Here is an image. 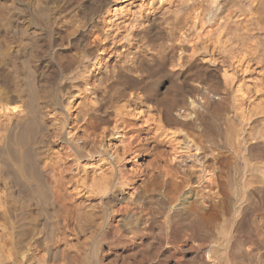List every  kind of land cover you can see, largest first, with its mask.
<instances>
[{
    "label": "bare ground",
    "instance_id": "obj_1",
    "mask_svg": "<svg viewBox=\"0 0 264 264\" xmlns=\"http://www.w3.org/2000/svg\"><path fill=\"white\" fill-rule=\"evenodd\" d=\"M104 6H107L106 13L96 16L94 24L87 29L89 43L99 52L95 59L91 58L94 61L90 66L95 70L83 65L69 74V66L60 63L62 48L56 38L61 4L56 0H0V213H3L2 218L11 215L9 213L16 214L22 221L12 264H113L111 259L106 262L107 254L115 264H264V0H105ZM154 30L157 37L150 36L144 43L132 47L130 40ZM25 54L29 58H25ZM102 54L106 55L100 56ZM23 57L30 59L34 68H42L43 64L45 67L40 79L43 89L39 98L36 97L37 121L42 122L44 128L31 139L26 131L29 127L25 126L34 108L27 102L30 96L27 99L24 81L28 77L23 79ZM194 65L211 71L215 85L194 77V94H183L175 99L174 93L165 91L162 96L171 97L163 104L158 97L161 96L158 78L175 76V80L179 79L180 74ZM108 67L116 79L127 80L119 93L124 97L120 99L123 106L129 108L131 101L139 100L149 111L155 109L158 123L174 135L182 129H171L170 117L181 125L201 124L205 111L224 106L219 115L226 131L224 148L229 153L223 155L214 150L211 155L217 164L218 161L223 163L224 157L229 160L224 164L231 167V171H227L225 195L214 188L213 170H219V166L212 170L200 168L196 178L182 177L183 174L174 178L168 170H163L152 181L150 178V182L141 183L140 189L126 179V172L115 174V162L82 160L86 150L92 151L78 143L79 140L85 142L83 139L89 136L86 124L85 127H68L57 103L62 85L51 86L56 84L58 68L63 77L75 74V78H82L87 91L86 106L89 105L84 116H93L99 113L95 103L101 96L99 88ZM187 87L188 84L185 90ZM71 103L69 100L63 107L69 114ZM189 141L194 143L193 139ZM194 145L198 148L197 143ZM28 147L35 152V161L48 175L45 189L33 184L32 170L26 163ZM63 151L75 161L72 165L76 174L70 176H75L77 187H84L90 201L106 200V225L93 230L97 233L94 250L99 253L104 244L106 251L93 261L86 237L87 242L81 247L69 242L70 234L77 235L76 224L71 227L69 206L74 210L77 206L66 198H70L65 196L67 190L63 192L65 179L70 183L64 170L66 157H60ZM206 171L212 174L207 176ZM219 171L221 173V169ZM12 175L24 181L25 192L13 183L12 178L16 176ZM205 181L212 182V186ZM45 196L50 208L48 213L43 210ZM90 201L88 206L95 207L94 203L91 207ZM208 202H212L210 207ZM82 203L80 209L84 208ZM77 212L74 211L75 216ZM79 217L81 221L82 215L77 214L75 219ZM102 224H105L104 219ZM80 226L82 230L84 227ZM81 234L85 232L82 230ZM171 237L175 239L170 240ZM183 237L185 241L179 244L178 240ZM7 244L0 240V264L12 259L11 252L6 250L8 247H4ZM179 249L181 254L177 253Z\"/></svg>",
    "mask_w": 264,
    "mask_h": 264
},
{
    "label": "rangeland",
    "instance_id": "obj_2",
    "mask_svg": "<svg viewBox=\"0 0 264 264\" xmlns=\"http://www.w3.org/2000/svg\"><path fill=\"white\" fill-rule=\"evenodd\" d=\"M104 1L105 0H56V2L61 4V14H60V17L56 21V27H57V31H58V32H56V38L58 39L57 43H58L59 47L62 48V57L60 59V63L63 66L64 65L69 66V70L67 71L69 74L75 72L79 68H83L84 67L83 65L90 66L92 61H94L93 59H95V57L97 56L96 54L99 53L98 50L96 48H94L93 46H91V44L89 43L90 42V38H89L90 35H89L87 29L90 28L94 24V22L96 21V18H98L100 15H103L106 13L107 6H104ZM96 16H98V17H96ZM87 23H89V24H87ZM15 24H19V23L15 22ZM73 25H74V27H73ZM66 27H68V28H66ZM150 36L157 37L158 34L154 30V31L150 32L149 34H145L143 36H140L139 37L140 39L139 38H134V39L131 38V39H133V40H130L133 43L132 47L134 45L137 47L140 44L144 43V41ZM136 39H138V40L136 41ZM134 43H136V44H134ZM105 55L106 54H102L100 56H105ZM26 57L29 58V55L25 54V58ZM25 58L23 57L24 60L22 59L23 60L22 62L25 63L22 65V69H23V67L25 68V69H23V74H24L23 76L25 77V78L23 77V79L26 80L27 77H28V79L26 80L27 83H26V81H24V80L23 81L25 82L24 84H25L26 89L28 91L27 92V94H28L27 99L30 96V98L28 99L30 101L27 100V102L31 103V104H29V106L31 108L32 107L34 108V109L32 108L33 110L31 109L32 110V116H31L32 120L30 119V121H33V122L29 121L25 127L26 128H27V126L29 127V128H27L28 130H26L29 138L30 137L35 138L37 135L40 134V132L44 128L43 127L44 124L42 122L37 121V120H39L38 119L39 103H37V102H38L39 94L42 92V89H43V86H40L41 85L40 79L43 75V71H44L43 68H45V67L43 64L42 68H39V69L34 68L30 63V59L28 60ZM91 58H93V59H91ZM122 59H123V57L120 58L121 62H123ZM26 60L29 62V64ZM28 66H30V68ZM194 66H192L193 68L191 67L192 70L190 68L189 71L187 69V71L185 70V72L180 74L179 79L175 80V76L174 77H165V78L159 77L158 78V89H159V93L161 94V96H158V97L161 98V101L163 104L166 103L169 100L168 98L171 97V95H168V98H164L165 96H162V95H164L165 91H168L170 93H174L176 95V96H174L175 99L179 98L183 94L184 95L187 94V96L192 95V93L194 94L195 90H193V88H192V86H193L192 78H194V77L198 78L199 80H202V81L207 80L206 83L209 82L208 84L211 86L215 85V77H213L214 75H212L213 73L211 71L204 69L198 65H194ZM31 67H33V68H31ZM108 68H107L108 73L106 72L107 75L105 76V78L103 80V84L99 88L100 92H101V96H103V97L99 96V101L95 103V106H97L99 109V113H97L96 115H93V116L92 115L84 116L86 111H87L86 109L89 107V105L86 106V103H88V98L86 96L87 91H85V88H83L84 86L82 85V81H81L82 78H75V74L63 77L62 70H60V68H58L60 72L58 74L56 84L51 86L53 88H55V86H56V88H57V87H59V85H62V91H61V93H59L60 96L59 95L57 96V103H58V107L63 111V113L65 115L64 117L66 118V122L68 121L67 122L68 127H70L69 125H71V126L72 125H76V126H81V125L83 126L84 125L83 127H85V124H86L85 128H87V131L89 132V133L87 132L89 135L88 136L89 138L86 136L87 138L85 137L83 139L85 142H82V140H79L80 142L78 141V143L83 145L84 148L90 147L89 149H91L92 151L86 150L85 151L86 152L85 158H83L82 160L86 161V162H91V161L95 162L98 159H102V161L115 162L114 163L116 166V168H115L116 173L115 174L119 175V172L121 174L126 172V173H124L125 177H128L126 179L127 180L129 179V181L131 180L130 182H131L132 186L138 185L140 189L143 186L142 184L152 181L157 176H159L163 172V170H168L169 174L173 175L174 178H177L176 175H179L181 177L182 174H183L182 177H185V175H191L193 178H196L197 177V171L201 170L202 167H205L207 169L210 168L209 170H212L214 166H219V168L221 169V173H223V175L220 173V171H219L220 169L219 170L218 169L213 170L215 172L214 176H216V177H214V179L216 181L215 182L216 186H214V188H215V191H218V192L220 191L219 192L220 195H225L227 192V188H226V180H227V174H228L227 171L230 172L231 167H229L230 164L229 165H224V164L226 162H229V160H228V158L224 157L225 159L222 160L223 163L221 161H218V164H217V161H215L211 155L214 150H216V153L218 150L221 151L223 153V155L224 154L227 155L229 153V151L224 148V140H225L224 136H226V131H225V128L221 125V119H220V115L223 112L224 106L219 107L222 111L219 110V108H217V107H215V109L214 108L211 109L210 111H205L203 113L204 116H203L201 124L189 122L186 125H181L179 123L173 122L172 121L173 118L170 117L171 122L168 126L172 127L171 129H174V128L176 129L177 127L178 128L180 127L182 129V131L184 132V134H183V132L181 130H179V131H177V134L174 135L175 133H173V132L171 133L170 129L169 130L167 128L165 129L160 125V123H158V116H157L158 114H157L155 109L151 108L149 111V108L147 107V105L143 104L139 100L131 101L130 102L131 105L129 106V108H127L126 106H123V104H122L123 101H121V100H123L122 98H124V97L119 96V93L122 90L123 84L126 83L127 80L123 79V78L121 80L116 79V77L113 76V74L111 75V73H112L110 71L111 68L110 67H108ZM90 69L95 70V68L92 69L91 66H90ZM199 70H200V72H199ZM201 71L202 72L205 71V73H201ZM193 73H196V75L194 74V76H193ZM197 74L201 75V76H198ZM185 77H187V78H185ZM29 79H30V81H29ZM209 79H210V81H209ZM167 82H168V84H167ZM111 84L112 85L114 84V85L111 88H108L107 85H111ZM166 84H167V86H166ZM172 84H174V85H172ZM185 84L186 85L188 84L189 88L187 87L188 88L187 90H185V87H186ZM104 85H106V87H104ZM36 86H37V88H36ZM67 86H68V88L69 87L70 88L68 89ZM130 86L132 87V83H130ZM47 87H49V86H47ZM39 89H40V92H39ZM35 90H36V92H35ZM30 92H31V95H30ZM179 93H181V95ZM116 94H117V96H116ZM36 97H38V98L36 99ZM73 98H75V99H73ZM69 100L72 101V103L70 105L72 111H70V114H69L67 112L68 111L67 110L66 111L68 113L67 114L64 111L63 107H65V105H66L65 103H67ZM34 104H36V105H34ZM33 105L38 107V108H35ZM120 105H122V106H120ZM225 106H226V104H225ZM222 107H223V109H222ZM212 111H213V113H212ZM74 113H78V114H74ZM216 113H217V115H219V113H220V115L217 116ZM66 115H70V116H66ZM71 115H72V117H71ZM75 115H77V116L74 117ZM80 117H82V118L85 117V123H84V118L82 119ZM210 117H212V118H210ZM214 117H215V120H214ZM216 117L218 120H216ZM75 118L76 119L78 118L79 120L78 119L76 120ZM80 119H81V122H80ZM73 120H75V121H73ZM203 120L204 121L206 120V122H204ZM78 122H80V123H78ZM218 122H219V124H218ZM208 124H209V128L211 127L210 129H208ZM204 125H205V127H204ZM162 129H164V130H162ZM207 129L209 130V132ZM210 130H211V132H210ZM167 132H168V134H167ZM64 134H66V132ZM187 134H189V135H187ZM187 136H189V137H187ZM223 138H224V140H223ZM190 139H193L194 143L198 144V148H195L194 143L192 141L191 142L189 141ZM87 140H88V142H87ZM58 147L60 148V145ZM67 152H69V149L67 150ZM27 153H29V154H27ZM34 154H35V152L32 150V148L28 147L26 149V153H25L26 163H27V166L32 170V174H33V178H34L33 184L35 183L34 184L35 186H36V184H38V185L42 186V188L45 189L47 187L46 181L48 179L47 178L48 175L46 174V172H44L42 170V168H41L40 164L37 162V160L35 161V155ZM64 155L67 159L64 157ZM88 155H89V157H88ZM28 156H30L31 158ZM27 157L29 158L28 160H27ZM60 157L65 158L64 159L66 161V165H65L66 169L64 168L65 174H66L67 178L70 177V178H68L70 180L69 184L67 182V179H65V181H64L67 184H65V183L63 184V186H64L63 192L67 190V193L64 192V193H66L65 196L66 195L70 196V198L69 197H66V198H68V201L70 200V204H72L73 202L75 204V202H76L75 205L77 206L76 210H74L75 209L73 207L74 205H72L71 206V207H73L72 208L73 210H72L70 208V206L68 205L69 209L71 210L70 214L72 216L71 223L73 225L71 224V227L73 228V226L76 224V226H74V227H76V228H74L75 229L74 231L77 234L76 236L74 235V233L70 234V236L68 237L70 239L69 242L72 243V245H74V246L79 245L81 247L82 245H84L87 242V239H88L87 243H88L89 248H90V249L88 248V250H89L90 255H91V260L93 261V260H96L97 257L101 256L102 251L103 252L106 251L105 250L106 246L104 244L101 245V251L99 253H96V251L94 250V246H93L94 241H95L94 235L97 234V233L93 232V230L95 228L104 227L106 225V221H107L106 220L107 219L106 218V213H107L106 212L107 211L106 200H102V199L99 200L100 198L99 199L97 198V200L95 199L97 202H95V200L90 201V199L88 197H86L87 194L84 193V191H85V189H83L84 187L82 185H80V187H77L78 182H75V180H74L75 176L74 177L70 176V175L76 174V172L73 173L75 170V165H74V168L72 165V164H75V163H72L74 161V160H72L73 157H69L65 151L61 152ZM61 160H63V159H61ZM224 160H225V162H224ZM29 161H31V162H29ZM213 161L217 165L214 164ZM32 163L33 164L35 163V164L32 166ZM68 163H70L72 165L71 168H70L71 165ZM67 164L69 166H67ZM67 167L70 170H68ZM196 169H198V170H196ZM115 170H114V172H115ZM12 174H15V173H12ZM205 174L207 176H210L212 174V171L211 172L206 171ZM224 174L226 176H224ZM12 176H16V175H12ZM41 176L44 178H41ZM45 177L47 179H45ZM13 178H15V179H13ZM13 178H12L13 183L17 184L18 187L21 189V191L25 192L26 191L25 189H27V188H25L26 185H25L24 181L22 179H20L19 176H16ZM18 179H20V180H18ZM149 179H150V181H149ZM14 180H15V182H14ZM175 180L179 181V178L175 179ZM172 182H174L173 179H172ZM20 183H24V184H22L23 187L21 185H19ZM205 183L212 186V182L205 181ZM196 185H197V183L194 186L197 187L198 185L197 186ZM187 187H189V186H187ZM220 187H221V189L219 190ZM23 188H25V189H23ZM1 195L3 196V193ZM43 198H44V200H42L43 210H45V212L48 213V211L50 210L49 204H47L48 200L46 199L47 198L46 196ZM84 199H85L86 203L84 202ZM89 201L92 202V204L90 203L91 207H93L95 204L96 208L95 207L90 208V206H88ZM81 203H82V207H84L83 209H80ZM210 203H212V202L207 203L208 207H210L209 206V205H211ZM78 208H79L80 212L78 211ZM87 209H89V211L91 213L89 211H85ZM74 211H75V213L78 211L77 214L79 216L82 215V217H83V218L81 217L82 219L86 218V215L88 218H86L84 220L81 219V221H80V217H79V220H77L78 218L75 219V217H77V214L75 216ZM2 214L3 213H0V240L2 241V243L4 242V245L9 243L4 247L5 248L8 247L6 250L10 251L12 254L11 255L12 259H10V258L5 259L4 264H7V262H8V264H12L15 252H17V249H18L17 243L19 242L20 237H21V235L19 234V231H20L19 229H20V224L22 223V221L20 220V216H17L16 214L13 215L12 213H9L11 215H8V213H6L5 215L6 216L8 215V217L4 216L3 217L4 219L2 218V216H3ZM12 215L14 216L15 219L12 218L13 217ZM9 216H10V218H9ZM99 218H100V220H99ZM103 219L105 222L104 225L102 224ZM95 222H96V224H95ZM80 225H82V227H84V228H82V230H83V232H85V234H81L82 230H81ZM87 225L91 226V228L88 227ZM79 229L81 232L79 231ZM86 229H88L90 232L87 231ZM86 231H87V235H86ZM3 232L5 234H3ZM17 234H19V235H17ZM3 235H5V236H3ZM84 235H86V236H84ZM84 237H86L87 239H85ZM77 238H79L80 241H77L78 240ZM72 239L74 240V242ZM169 239L173 240L175 238L171 237ZM6 240H8V241H6ZM89 241H90V243H89ZM179 241H181V242H179ZM183 241H185L184 237L181 240H178V243L179 244L183 243ZM91 250H92V253H91ZM149 251H151L150 247H149ZM177 253L181 254L180 249ZM149 256L153 257V254L149 252ZM105 257L107 258L106 262H109V260L111 259L110 262H114L113 264L116 263L114 260H112L113 258H110L111 257L110 255L107 254ZM80 259H82V258H80ZM75 261L78 263L77 260H75Z\"/></svg>",
    "mask_w": 264,
    "mask_h": 264
}]
</instances>
